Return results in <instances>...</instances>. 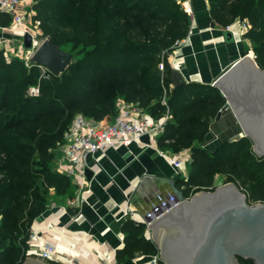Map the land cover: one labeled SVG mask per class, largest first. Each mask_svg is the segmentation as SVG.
Listing matches in <instances>:
<instances>
[{
    "label": "trees",
    "instance_id": "1",
    "mask_svg": "<svg viewBox=\"0 0 264 264\" xmlns=\"http://www.w3.org/2000/svg\"><path fill=\"white\" fill-rule=\"evenodd\" d=\"M30 9L41 35L58 46L71 45L76 58L54 74L0 49V172L5 177L0 179V207L6 209L0 217V264L25 259L30 229H38L50 188L64 200L75 195L71 178L55 168L56 144L63 141L75 113L94 120L113 118L120 99L136 102L154 117L169 112L157 146L173 152L189 149L188 174L176 178L184 196L214 189L219 175L224 182L233 181L248 202H264V156L254 153L248 137L223 139L210 147L200 144L225 107L219 88L200 81L170 88L172 67L162 51L171 50L190 27L175 0H33ZM129 13L141 17L146 29L134 27L140 31L135 34L120 28L116 17ZM209 13L223 26L247 19L250 27L243 36L264 68V0H209ZM9 22L10 16L1 12L0 24ZM36 85L38 93L30 94ZM16 197L19 203L12 205ZM143 229L142 223L125 220L124 245L115 250V264L137 253H157Z\"/></svg>",
    "mask_w": 264,
    "mask_h": 264
},
{
    "label": "water",
    "instance_id": "2",
    "mask_svg": "<svg viewBox=\"0 0 264 264\" xmlns=\"http://www.w3.org/2000/svg\"><path fill=\"white\" fill-rule=\"evenodd\" d=\"M224 37L227 41L234 38L229 29L224 31ZM22 39L24 47H32L29 32L23 33ZM32 59L55 70L65 65L64 54L49 38L36 44ZM170 76L173 86L189 82L177 68H172ZM212 85L225 96V108H230L242 130V134L229 140L246 136L252 141L254 153L264 156V68L245 53L214 78ZM222 112L220 109L215 119ZM140 140L150 144L147 134H142ZM157 154L155 150L153 155ZM84 171L87 180H91L93 171L88 167ZM151 179L148 175L142 177L134 192ZM154 181L155 192L148 195L152 202L157 195L167 192H174L180 201L149 224L164 264H241L239 257L251 259L253 264H264V202H248L233 181L223 182L212 190H197L188 198L177 187L176 179L154 177ZM125 220L120 215L110 220L108 227L118 234ZM43 263L25 258L21 264Z\"/></svg>",
    "mask_w": 264,
    "mask_h": 264
},
{
    "label": "crops",
    "instance_id": "3",
    "mask_svg": "<svg viewBox=\"0 0 264 264\" xmlns=\"http://www.w3.org/2000/svg\"><path fill=\"white\" fill-rule=\"evenodd\" d=\"M32 1L22 0V3L28 8ZM191 2L195 16V27L191 28V40L179 45L178 50L166 55V58L171 67L179 69L188 81L212 84L214 78L233 61L245 53L253 56L252 50L246 49V46H250L252 43L243 35L239 37L236 35L233 40L227 41L224 37L226 26L212 21L209 13V0H191ZM232 25H234V32L239 31L237 19L232 22ZM12 47H15L19 54H23L25 50L24 46L19 45L18 34L7 36L6 33L2 34L0 31V49H7L6 51H8V48ZM172 87L174 86L171 82L170 88ZM144 111L146 110L144 109ZM223 112L219 119L212 120L209 132L200 143L201 145L210 140L213 133L219 135L221 130L230 125L229 122L223 124ZM215 142H210L205 147L214 146ZM140 149L139 146L132 145L128 151L126 147L118 145L108 148L103 154H99L102 168L96 170L94 177L89 180L91 192L87 196L85 195L86 200L81 204L78 217L74 216V219H70L71 214L68 210L71 207L67 204L69 200L67 198L65 204H54L55 206L49 212L42 214L41 219L37 220V228H43L50 221L53 226V229L48 233L46 229H42L40 233L41 240L53 239L57 241L60 254L50 259L52 264H67L65 263V256L75 255L76 251L84 255V264H99L97 259H93V250H101L106 255H112L110 252L112 248L117 249L124 245L123 234L121 232L114 234L108 227L109 221L114 219L113 216H119L124 212L121 189L130 191L132 186L137 187L142 177L151 176L152 179L149 182L147 180L149 185L145 183L140 190L131 191L130 206L142 212L148 209L152 202L148 195L155 192L153 188V184H156L154 177L176 179L177 175L174 174L167 161L158 155H153L154 148ZM140 152L142 153L140 154ZM180 154L185 159L186 165L190 157L189 149L181 150ZM185 171L188 174L187 166ZM219 178V175L215 176L216 180ZM214 183L217 182L213 181V185ZM97 203L99 205L95 207ZM76 204L79 203L74 201L72 205L75 207ZM102 217H104L103 220L99 221ZM82 238H86L90 242L83 244ZM119 238L122 245L119 244ZM98 245L100 246L98 247ZM63 247L66 248L67 252L61 250ZM99 255L103 256L104 254L99 253ZM105 262L104 264H108Z\"/></svg>",
    "mask_w": 264,
    "mask_h": 264
},
{
    "label": "built area",
    "instance_id": "4",
    "mask_svg": "<svg viewBox=\"0 0 264 264\" xmlns=\"http://www.w3.org/2000/svg\"><path fill=\"white\" fill-rule=\"evenodd\" d=\"M175 1L187 14L190 28L183 38L175 42L171 50L164 49L162 51V56L165 57L172 52L175 53L178 50L179 45L182 43L190 42L191 28L195 27L194 9L191 0ZM1 12L7 13L10 16V22L7 25L0 24V31L2 34L6 33L7 36L18 34L20 46H24L22 39L23 33L29 32L32 35V47H25L23 54H19L18 51L15 50V47H12L8 48V51H6L7 49H3L5 55L7 57L8 54L20 56L24 59V62L28 58L32 59L35 46L40 42L38 39L39 35L37 36V32L40 31L37 27L38 22L34 23L32 20L34 11L31 10L30 7L27 8L23 5L22 0H0V13ZM237 21L239 22V36H241L248 30L250 23L247 19L237 18ZM231 27L232 23L227 25L226 29L231 30L233 37H235ZM252 57H255V55ZM26 65L28 66L29 64ZM158 68L163 70V61L159 62ZM29 93L37 94L38 86H31L29 88ZM162 101L165 102V98H163ZM169 117L170 114L168 111H166L161 117L151 116L136 102L124 99L118 101L117 112L109 122H104V118L101 120H94L81 112H77L73 116L65 132L63 141L57 147V152L55 154V168L71 178V181L76 185L77 191L83 192L82 198H84V200H86L85 193L90 190V188L87 187L90 182L86 178L84 171L85 167H88L93 171L92 177H94L96 170L99 168L98 165L100 164L99 154H103L108 148L113 146H123L126 147L128 151H130L132 145H137L141 149L154 147L158 152L157 155L162 156L163 159L167 161L175 175L186 177L185 159L181 156L180 151L170 152L168 150L160 149L157 146V137L163 132L164 125ZM142 134H147L149 136L150 144L141 142L140 136ZM218 138V135L213 133L212 138L205 141L202 146L217 141ZM134 188L135 185L132 186L130 191H124L121 189L122 203L125 202L127 205V209L121 215L124 216L125 219L133 220L135 223H142L144 225V236L151 241L156 242L153 240V228L149 227V224L176 206L180 201L174 192H167L163 195H157L155 201L151 202L148 209L141 212L130 206L131 191L134 190ZM188 197L190 196H185V198ZM73 202L74 200H68L67 204L72 205ZM74 216L75 215H70V219H74ZM48 226L53 227L51 221ZM42 229L43 228L36 230L32 229L30 231L29 238L27 239L28 248L26 250L25 258H33L40 262L47 263L52 257L60 254V250L56 240H41L40 233ZM120 232L122 233L121 230ZM120 232L118 234H120ZM123 238L124 234L122 239ZM155 244L158 251L157 253L149 255V263L164 264L160 258L159 245L157 242ZM115 250V248H112L110 251L112 252V264H115ZM109 255L110 254H107V257ZM66 256L67 263L84 264L85 258L80 252H77L75 255ZM102 258L106 261L105 255Z\"/></svg>",
    "mask_w": 264,
    "mask_h": 264
},
{
    "label": "rangeland",
    "instance_id": "5",
    "mask_svg": "<svg viewBox=\"0 0 264 264\" xmlns=\"http://www.w3.org/2000/svg\"><path fill=\"white\" fill-rule=\"evenodd\" d=\"M124 15L125 14H122L120 17H116V20L118 22V26L120 28H123V29L124 28H130V32L135 33V34H137L140 31H143V30L146 29L145 26H141V24H140L141 23V17H136V16L132 17L130 13L127 14L125 17H124ZM134 27H140L141 30L140 31H135L134 30ZM40 34H41V31L37 32V36L39 35V38H38L39 41H43L44 39L48 38V37H44V36H42ZM58 47L62 51V53L64 54V57H65V65L62 68H60L59 70H55V69L49 68V67H47V66H45L43 64H38L36 62V60L31 59V58L26 59L25 60V63L26 64H29L28 66H30V65H38L41 68V70H43V71L49 70V71H51L54 74H60L61 72H63L68 67V65L72 61L75 60V58H76V54H75L76 53V50H73L72 47H71V45H64V46H58ZM246 49L247 50H249V49L252 50V44L250 46H246ZM252 58H254V60H255V57H252ZM223 111H224L223 112V118H222L223 119L222 120L223 121V124H227L229 122L230 125H228V126L225 125L226 127L224 128V130H221L220 131V134L218 135L219 138H218V140L216 142H219V141H221L223 139H229V138H231L235 134H242V130H241L240 126L238 125V123L236 122L233 113H231L232 111L230 110V108L229 107L228 108H225L224 107L223 108ZM104 120H105L104 122H109L112 119L107 118V119H104ZM61 142H59V143L56 144L55 154L57 152V147H58V145ZM139 149H140V147H139ZM163 150H168L170 152H173V151H171L169 149H163ZM142 152H145V151L142 150ZM142 152H140V154ZM0 179H1V181H4L5 180V177H4L3 172H0ZM214 181L217 182V183H214V185L217 186V185H219V184H221V183L224 182V178H223V176L222 177L220 176V178L218 180L215 179ZM3 184L1 185V189L3 187ZM87 187L88 188H91V185L89 184ZM52 191H53L52 188H50L49 189V193L47 194V196H48V198H47V206L48 207H47V210L44 211L42 214H45V213L49 212L50 209H52V207L55 206L54 204L62 205V204H65L66 203V199L67 198L64 200V199H62V197L60 195L54 194V192L52 193ZM82 195H83V192L82 191L79 192V191H77V189L75 190V195H74V197L72 199H74L75 203H79V204H76L75 207L73 205L69 204L72 211H69V210L68 211L70 212L71 215L77 216L79 214V209L81 207V204L83 202H85L84 198H82ZM72 199H69V200H72ZM18 203H19V199L17 197L14 198V201H13V204L12 205H16ZM77 205H79V206H77ZM5 210L6 209L0 207V217H1V214H3V211H5ZM7 211L10 212V209H8ZM103 218L104 217L100 218L99 221L103 220ZM51 228H53V227H51ZM32 229H33V227L30 229V231ZM143 234H144V229H143ZM147 239H149V238H147ZM86 242L88 243L90 241H88V240L85 239L84 242H83V244H87ZM154 243H156V242H154ZM99 246L100 245H98V247ZM61 250L67 252V250H66L65 247H63V249H61ZM77 252L78 251H76V253ZM107 252L108 251L106 249V253ZM92 253H93V255H92L93 256V259H97V261H98L99 264H104V259L102 258L104 255L103 256L102 255H99V253H100L99 250L96 249ZM149 255H152V254L149 253ZM149 255L147 253H137V255L135 257H132L130 259H126L124 261V264H150L149 263ZM47 263L48 264H52L51 261L50 262H47Z\"/></svg>",
    "mask_w": 264,
    "mask_h": 264
},
{
    "label": "bare ground",
    "instance_id": "6",
    "mask_svg": "<svg viewBox=\"0 0 264 264\" xmlns=\"http://www.w3.org/2000/svg\"><path fill=\"white\" fill-rule=\"evenodd\" d=\"M231 29H232V31H233V33H234V35L236 36H239V34H240V32L239 31H237V32H234V25H232V27H231ZM232 113V112H231ZM151 148H154V147H151ZM155 150V149H154ZM158 156H160V155H158ZM160 157H162V156H160ZM163 158V157H162ZM98 169H100L101 170V163L98 165ZM91 192V189L89 190V192H87V193H85V195L87 196V194L88 193H90ZM124 203V211L127 209V205H126V203L125 202H123ZM123 213V212H122ZM111 216H112V213H111ZM114 217H117V216H113V218ZM49 224H47L46 226H44L43 227V229H46V231H47V233H48V231H50V230H52L53 228H51V227H49L48 226ZM38 229H40V228H38ZM34 230H36V229H34ZM86 238H82V241L84 242V240H85ZM122 241H121V239L119 238V244L120 245H122V243H121ZM87 243V242H86ZM89 243V242H88ZM60 244V243H59ZM88 246V245H87ZM96 250V249H95ZM95 250H93V251H95ZM100 252V254H104L105 256H106V261L108 262V263H110V264H112V258H111V255H109L108 257H107V255L105 254V252L104 251H102L101 252V250L99 251ZM30 259V258H29ZM31 259H33V258H31ZM33 260H36V259H33ZM36 261H38V260H36ZM39 262V261H38ZM42 263V262H41ZM65 263H67L66 262V259H65ZM84 263H85V261H84ZM43 264H45V263H43ZM46 264H48V263H46ZM67 264H71V263H67Z\"/></svg>",
    "mask_w": 264,
    "mask_h": 264
},
{
    "label": "flooded vegetation",
    "instance_id": "7",
    "mask_svg": "<svg viewBox=\"0 0 264 264\" xmlns=\"http://www.w3.org/2000/svg\"><path fill=\"white\" fill-rule=\"evenodd\" d=\"M232 124V123H231Z\"/></svg>",
    "mask_w": 264,
    "mask_h": 264
}]
</instances>
